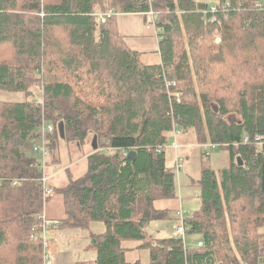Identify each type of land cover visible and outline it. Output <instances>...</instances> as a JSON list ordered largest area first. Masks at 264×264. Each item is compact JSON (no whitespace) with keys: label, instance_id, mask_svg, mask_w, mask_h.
I'll use <instances>...</instances> for the list:
<instances>
[{"label":"trees","instance_id":"trees-1","mask_svg":"<svg viewBox=\"0 0 264 264\" xmlns=\"http://www.w3.org/2000/svg\"><path fill=\"white\" fill-rule=\"evenodd\" d=\"M149 10L157 18L158 63L143 62L116 24L117 13ZM105 11L113 15L100 22L97 13ZM55 27L67 33L66 50L54 60L66 79L48 82L44 58L51 61ZM215 29L222 31L216 44L210 39ZM263 41L264 0H0V46L14 60L0 61V90L30 92L41 85L45 98L0 100V264H44L47 187L57 190L64 207V217L49 226L104 224L91 235L94 258L79 264H129L126 240L140 241L149 264H260L264 144L254 136L264 138ZM225 54L252 76L238 92L237 113L199 85L206 62ZM61 99L71 100L72 109H61ZM43 120L53 126L46 132V168L59 162L60 139L81 144L89 132L97 137L87 172L60 187L47 186L41 160L26 149ZM175 130L192 131L198 144L217 143L230 156L218 170L202 161L200 204L184 220L186 233L200 236L193 246L144 230L151 220L172 217L170 207L155 203L177 199L164 151ZM243 133L250 142L242 141ZM201 154L208 159L207 150ZM9 244L14 255L7 259L2 250Z\"/></svg>","mask_w":264,"mask_h":264},{"label":"rangeland","instance_id":"rangeland-1","mask_svg":"<svg viewBox=\"0 0 264 264\" xmlns=\"http://www.w3.org/2000/svg\"><path fill=\"white\" fill-rule=\"evenodd\" d=\"M201 1L211 2L213 0H201ZM66 34H67L66 31L61 27H55L51 31L53 42L56 45L53 47L51 52L52 54L50 56L51 61H49L46 57L44 58L45 81L49 82L54 80L66 79V75L62 71V68L60 67L59 63L54 61L56 60L55 56L57 53H61L66 50V45H67ZM122 36L123 37H121V40L125 42V35L122 34ZM149 37L155 40L153 34H149ZM221 38H222V31L220 29L213 30V32L210 35V39L211 41H213L214 44L217 43V39L221 40ZM178 40H180V42L178 43V50H179L182 45L180 35L178 36ZM258 54L264 56V44ZM0 61H4V62L14 61L13 55L9 52V50L1 46H0ZM142 61L143 62L145 61L144 56L142 57ZM15 63H17V61H15L13 64ZM204 68L205 70L203 72L200 71L198 73V75L201 74L202 76V80L199 81L201 90L209 92L212 98L223 97L226 100V102H228L229 107L232 109V113H237L235 111L238 109V98H239L238 92H240L242 89L246 87V86L244 87V85L246 84V82L248 83V80L252 77L248 73L247 67H243L241 65L233 63L229 55L225 54V57L220 59V61H214V62L207 61ZM40 88L42 89L41 85L38 86L34 85L33 87H31L30 92L0 90V100L23 101L26 99L34 98L35 100L42 103L43 101H45V98L42 96ZM31 93L33 95H31ZM59 102L61 109L63 108L69 110L72 109L71 100L61 99ZM94 135L95 134L93 132H89L87 137L84 139V141L81 144H78V147L80 149H77L76 147L77 142L74 140L73 141H67V140L65 141L63 139L59 140V152H60L58 159L59 162L58 164L52 165L51 167L49 166L47 168L46 170V174L48 176L46 179L47 186H51L53 188L63 186L68 182L69 177H73V178L81 177L87 172L86 156L89 151L87 145L90 142H93ZM169 140L170 142H168V145H166L164 150L165 164L168 169L173 170L175 173V191H176L177 199L175 201L173 200L156 201L155 204L159 208L170 207L172 211V217L170 219L151 220L145 226L144 230L146 231L147 235L152 237L174 236V231L178 226V224H180V219L178 216L174 217L173 214L176 213L177 215V211L183 210L184 211L183 217H187L189 215L188 213L189 209L186 200H189V198L198 197V195L200 194V187L196 184L195 180H193L192 178L198 177V173L200 172V167H201L200 151L202 152V149L204 147H202L201 144H198V142L195 139L194 133L192 131L185 134L182 133L180 134L179 132L178 135H176V142L178 143V157L181 162V165L180 168L177 170L175 167V161H176L175 148H173V144L172 145L170 144L172 141H174V139L170 137ZM26 149L28 155L36 157V154L33 153L31 150L30 142L29 144H26ZM208 153H209L208 163L210 167H212L213 169L218 170L219 168L228 165L230 158L228 149L220 148V147L217 148L210 147ZM48 196L50 197L45 201L44 209H43V211L46 212L47 217L49 218L53 217L55 219H60L64 217V207H63V201L61 195L57 192V190H55L54 193H50L48 194ZM181 201H183L182 205L180 204ZM57 227L58 226H55L54 229H56ZM93 227L95 228V224L92 225V228ZM88 228L90 229L91 226H89ZM263 229L258 228V231L260 232ZM94 231L95 233H98L97 231L99 230L96 228ZM82 232H83L82 230L79 231L81 236H82ZM46 233L47 234L45 235V228H44L43 238L45 241H47V245L49 247L48 251H49L51 248L54 247V245L60 244L61 241L57 237V234L54 230H50ZM199 237L200 236L197 233H185L184 241L187 245L193 246L197 243ZM229 238L230 241L232 242L231 233L229 234ZM92 241L93 239L88 238L84 242L86 246H83L79 250L73 251L74 264H79L82 261H86L88 259L94 258L95 250L90 248L89 246L90 242ZM9 243H11V241H9ZM139 244L140 241H134V240L123 241V245L127 247V250L125 251V258L129 262V264H133L135 261H138V264H149L148 250L146 248L138 247ZM11 247L12 245L9 244L7 247H4L2 250L3 256L6 257L7 259H9L12 255H14ZM45 254L47 256V248H45Z\"/></svg>","mask_w":264,"mask_h":264},{"label":"crops","instance_id":"crops-1","mask_svg":"<svg viewBox=\"0 0 264 264\" xmlns=\"http://www.w3.org/2000/svg\"><path fill=\"white\" fill-rule=\"evenodd\" d=\"M147 18H148V16L145 12L117 13L116 14V22H117L116 24H117V28L119 29V31L125 35L126 45L133 50H137V51H140L143 53L142 57L144 56V60H145L144 62H146V63H158L160 61V55L158 53V38H157V35L155 34V31L153 29H147L146 28L145 22H146ZM149 34H153L155 37V40L150 38ZM178 133L176 135H178ZM171 134H172V139H174V141H172L170 143L172 145L174 142H176V135H174V133H171ZM180 134H181V132H180ZM169 142H170V140H169ZM85 145H86V142H85ZM76 147H77V149H80L78 147V144L76 145ZM87 148H89L88 153L91 152V150L93 149L92 142H90L87 145ZM173 148H175V147L173 146ZM200 154H201V151H200ZM176 156L178 157V148H175V158H176ZM203 159L207 160V163H208V159L203 158V156L201 154V160H200L201 167H200V172L198 173V177H195V178L191 177L193 180H195L197 185H198L197 181L201 175ZM229 164H230V158H229L228 165ZM208 165H209V163H208ZM227 166H225V167H227ZM182 203H183V201L180 202L181 205H182ZM186 203H187L188 209H189V212H188L189 215L188 216H190L191 212H193L195 209H197L199 204H200L199 195H198V197H195V198H189V200H186ZM44 216L48 220H51V221L53 219H55L53 217H51V218L47 217L46 212H44ZM173 216L176 217L177 215L175 214ZM93 224H95V228L94 227L92 228ZM55 226L54 225L49 226L47 228V230L45 231V235L47 234L46 232H48L50 230H54L57 234V237L61 241V243L54 245V247L51 248L49 251H48V248H49L48 245L46 246V248H47L46 260L48 259L47 264H74L73 263V257H74L73 251L79 250L83 246H86V244H84V242L88 238L90 239L92 234H100L104 231L103 229H105V227L103 228L104 224L100 221H92L91 223H89V226H91V228H90L91 230L88 228L89 226L87 227L88 229H86V228H74V227L58 228L59 226L56 229H54ZM96 228L99 230V231H97L98 233H95V231H94ZM259 228L263 229L264 223L261 224ZM81 230L83 231L82 236L79 233V231H81ZM88 230H90V231H88ZM260 233L262 235H264V229L262 231H260ZM46 244H47V241H46ZM84 248H86V247H84ZM94 255H95V253H94ZM259 259L261 260L260 264H264V256L259 258Z\"/></svg>","mask_w":264,"mask_h":264},{"label":"built area","instance_id":"built-area-1","mask_svg":"<svg viewBox=\"0 0 264 264\" xmlns=\"http://www.w3.org/2000/svg\"><path fill=\"white\" fill-rule=\"evenodd\" d=\"M258 5L261 6L260 4H258ZM211 10L214 11V8H211ZM146 14L148 16L146 23H145L146 28L147 29H153L155 31V34L157 35V38H159V36L157 34L156 27H155V23H156V19H157L155 14L153 13L152 10L147 11ZM97 15H98V20L100 22H105L108 18H110L113 15V12H111V11L99 12V13H97ZM212 19H214V17H212L211 20ZM51 130H53L52 124L47 123L45 120H43L41 123L40 129H39L38 138L33 140L31 143L33 153H35L37 155L38 159L41 160L40 164H41V170H42V175H43L42 179L44 182H46V179L48 177L46 174L47 168L45 167L46 166V159L48 158V149L46 146V132H49ZM178 132L179 131L175 130L171 133H174V135H176ZM242 141L243 142H250V136L247 133H243ZM254 142L256 144L262 145V144H264V138L261 135H255L254 136ZM173 146L175 148H178V144L176 142L173 143ZM201 146L204 147V149L207 150V153H208V150L210 147L217 148L219 146V144H217V143L216 144L215 143L214 144L205 143V144H201ZM157 150L159 151L160 147H158ZM126 153H127L126 151H123V154H126ZM175 159H176L175 167L178 170L180 168L181 162L179 160V157L176 156ZM44 192H45V194L51 193V191L48 187L44 189ZM183 214H184L183 210L177 211V216L180 219V224H178V226L176 227V229L174 231V236L176 238H182V239H184V234L186 233V229H187L185 226V223H184L185 217H183ZM41 217L43 218L44 228L46 226H49L50 223H54V221L46 219L44 216V213L41 215ZM198 245H201L200 241L198 242ZM44 246H45V248L47 246L45 240H44ZM46 262L48 263V261H46V254H45L44 264H46Z\"/></svg>","mask_w":264,"mask_h":264},{"label":"water","instance_id":"water-1","mask_svg":"<svg viewBox=\"0 0 264 264\" xmlns=\"http://www.w3.org/2000/svg\"><path fill=\"white\" fill-rule=\"evenodd\" d=\"M220 39H217V42L219 41ZM61 132L63 134V127H61ZM92 147L93 149H96L97 148V137L96 135H94V138H93V142H92ZM135 154V151H130L129 152V155H134ZM236 160L238 162V164H241V161H240V158L239 157H236ZM94 241V239H93Z\"/></svg>","mask_w":264,"mask_h":264},{"label":"bare ground","instance_id":"bare-ground-1","mask_svg":"<svg viewBox=\"0 0 264 264\" xmlns=\"http://www.w3.org/2000/svg\"><path fill=\"white\" fill-rule=\"evenodd\" d=\"M259 135V134H258Z\"/></svg>","mask_w":264,"mask_h":264}]
</instances>
